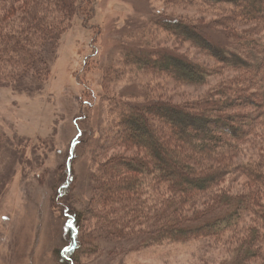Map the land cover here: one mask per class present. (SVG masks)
I'll return each mask as SVG.
<instances>
[{"label":"trees","instance_id":"trees-1","mask_svg":"<svg viewBox=\"0 0 264 264\" xmlns=\"http://www.w3.org/2000/svg\"><path fill=\"white\" fill-rule=\"evenodd\" d=\"M175 1L213 16H228L208 28L192 16L168 15L152 21L164 41L197 48L214 58L218 68L164 48L130 50L126 61L143 73L194 87L229 68L243 76L228 82L236 88L219 84L194 104L160 102L154 98L158 93L147 87L143 102L115 100L116 143L133 154L105 160L98 174L91 176L98 200L92 209L77 210L68 201L76 180L72 161L78 140L71 142L63 174L54 183L55 198L66 196L63 211L69 222L70 246L59 253L62 264H81V256L93 253L100 240L124 243L121 252L128 253L199 238L226 249L228 258L220 264H264V36L255 32L264 25V0ZM79 6L78 0H0V66L4 67L0 81L17 84V79L28 77L45 81L50 72L46 50L75 12L80 9L85 15ZM239 21L252 24L253 30L229 37L232 22ZM213 25L226 33V39L235 40L236 49L242 47L237 51L214 45L206 32ZM247 142L258 152L254 158H245ZM233 182L236 188L230 186Z\"/></svg>","mask_w":264,"mask_h":264},{"label":"rangeland","instance_id":"rangeland-1","mask_svg":"<svg viewBox=\"0 0 264 264\" xmlns=\"http://www.w3.org/2000/svg\"><path fill=\"white\" fill-rule=\"evenodd\" d=\"M78 2L85 15L80 9L75 12L63 23L58 40L47 48L50 72L45 81L30 77L17 79V84L0 81V264H62L59 253L70 246L69 222L63 211L66 196L55 198L54 183L63 174L71 142L78 140L72 161L76 180L68 201L77 210L94 206L95 184L90 178L98 174L99 166L113 156L133 154L116 143L115 100L143 102V88L147 87L158 93L154 98L160 102L194 104L221 84L243 76L229 68L213 75L205 85L187 86L169 77L143 73L124 58L130 50L164 48L218 68L214 58L197 48L164 41V35L152 28V21L160 16H192L208 28L227 15L213 16L175 0ZM232 25L235 29L230 28L229 37L253 30L252 24L245 22ZM213 28L206 32L214 45L237 51L242 47L236 49L234 39H226L221 28ZM255 32L264 36V25ZM227 86L236 88L230 83ZM261 138L252 140L261 143ZM244 147L246 159L258 154L251 142ZM233 183L230 186L236 188ZM143 198L147 200V196ZM101 210L108 211V207ZM85 230L90 231L89 227ZM123 244L100 240L93 253L81 256V264H220L228 258L221 244L206 238L162 242L128 253L121 252Z\"/></svg>","mask_w":264,"mask_h":264}]
</instances>
